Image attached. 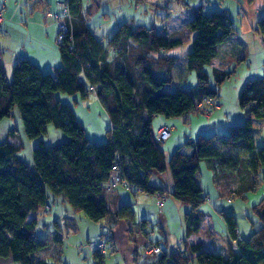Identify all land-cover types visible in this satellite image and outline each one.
Listing matches in <instances>:
<instances>
[{"label":"trees","instance_id":"trees-1","mask_svg":"<svg viewBox=\"0 0 264 264\" xmlns=\"http://www.w3.org/2000/svg\"><path fill=\"white\" fill-rule=\"evenodd\" d=\"M65 3L72 20L68 35L57 44L59 66L42 72L35 63L18 58L8 79L0 63V122L16 111L24 137L37 141L28 164L17 156L21 146L11 139L12 134L0 140V259L15 264H48L46 256L54 254L53 250L62 243L64 235L58 220L53 223L51 240L35 235L38 220L34 214L47 205L49 195L58 196L73 211H81L94 221L105 218L114 223L119 218H132L130 205L118 203L115 190L103 188L113 166L136 186L133 191L124 188L133 195L145 192L164 197L169 193L187 205L189 210L183 216L186 236L198 229L199 207L207 199L200 178V160L208 162L213 170H247L253 177L258 169H264V146L256 144L253 127V121H264V76L244 82L237 96L243 122L228 127L226 133L187 138L166 158L152 129L157 115L168 118L201 111L197 104L205 99L217 103L216 86L228 72L213 67V86L204 66L211 64L219 45L234 34L226 12L205 13L201 5L191 7V17L185 25L194 34L191 50L172 56L168 51L182 43L183 31L166 35L152 24L128 20L105 37L95 35L82 14L81 1ZM140 8L143 9L141 2H136L135 9ZM257 23L255 30L264 43V18ZM191 71L196 83L189 90L165 89L172 83L182 85ZM56 92L79 93L82 98L92 93L97 97L110 121L106 140L91 143L72 107ZM48 125L63 133L66 140L45 144L41 137ZM151 170L166 174L172 189L150 185ZM107 201L115 204L114 211L108 209ZM262 206L264 197L252 209L257 213ZM223 220L236 248L214 254L203 250L199 243H190L197 262L264 264V225L241 239L235 233L232 216H223ZM151 244L158 246L151 241L144 246ZM158 249L144 264L188 263L187 255L181 251ZM93 254L97 264H102V254L98 250Z\"/></svg>","mask_w":264,"mask_h":264},{"label":"rangeland","instance_id":"rangeland-1","mask_svg":"<svg viewBox=\"0 0 264 264\" xmlns=\"http://www.w3.org/2000/svg\"><path fill=\"white\" fill-rule=\"evenodd\" d=\"M207 1L202 0V3L206 4L205 9L208 7ZM174 2L175 0H169L167 9L159 8L157 15L160 17L169 9V12L175 11ZM242 2L243 7L232 11L229 16L236 35L222 42L223 45L219 47L215 59L210 65L204 66L209 82L213 86L216 85L211 71L213 67L228 72L224 80L216 86L218 99L217 97L215 99L218 106L216 105L210 114L202 111L188 112L187 114L194 116L192 125H188L181 117L185 115L168 117L171 122H174L173 135L184 136L180 143L187 138L193 139L197 135L210 136L215 132L226 133L228 127L242 123L243 113L237 103L239 91L245 81L264 76V67H262L264 43L261 42L255 30L258 26L257 22L264 18V0H242ZM146 7L147 15H149L148 4ZM135 15L136 17L143 16V9H135ZM159 17L154 16V21H160ZM147 18L145 23L150 25ZM93 20L92 24L100 29L97 32L94 28L98 35L105 37V33H111V22L103 26L96 21L98 18L94 17ZM183 35L182 43L170 49L169 55H180L191 50L193 32L187 33L184 29ZM5 74L8 79L11 78V71H6ZM195 83V74L191 71L182 85L172 83L165 89L174 90L180 87L189 90ZM56 96L72 107L91 143H102L106 140V131L110 127V121L104 106L97 97L92 93L82 98L79 93L68 95L61 92H56ZM163 118L166 119V117ZM156 124L157 120L154 117L152 120L154 132ZM209 125H215L216 128L213 129ZM253 126L255 127L256 144L264 146V122H255ZM18 127V114L13 111L8 120L1 121L0 139L5 133L8 134L11 131V139L22 148L27 139L18 134ZM41 139L45 144L50 143L45 135ZM173 143L174 140L160 143L166 158L180 144ZM34 144H37L36 140ZM26 151L27 146H24V151L20 154L21 158L25 157ZM199 164L202 169V187L207 199L199 207L201 221L198 229L188 236L185 234L183 216L189 207L175 200L169 193L165 194L163 205L159 208L156 194L137 192L133 195L130 191L118 186L115 192L119 203L130 205L132 218H119L114 223L105 218L97 221L91 220L83 212L73 211L64 201H59L58 196L49 195L44 208L49 212L52 206V212L59 219V231L63 233L64 238L59 249L56 250V247L53 250L54 254L46 256L47 263L97 264L93 252L98 250L102 254V264H144L154 256V254L148 255L145 251L146 246L144 245L147 241L157 244L161 252L181 251L188 257L187 264H199L194 253L189 249L190 243H199L203 250L214 254H225L228 247L236 248V241L227 235L223 216H232L236 225L235 233L241 239H247L255 229L264 225V212H262L264 206L257 213L252 209V206L264 197V169H258L253 177V173L247 170H213L207 166L205 160H200ZM148 182L155 187L166 188L169 191L172 189L168 176L156 170H151ZM106 204L111 212L114 211L113 202L107 201ZM49 230H53L52 234L55 232L53 227ZM36 231L37 235L42 234L41 229L37 227ZM99 243L100 247H98ZM0 264L15 263L0 259Z\"/></svg>","mask_w":264,"mask_h":264},{"label":"crops","instance_id":"crops-1","mask_svg":"<svg viewBox=\"0 0 264 264\" xmlns=\"http://www.w3.org/2000/svg\"><path fill=\"white\" fill-rule=\"evenodd\" d=\"M63 1L64 0H0V8L3 9L4 16L3 20L0 22V63L5 72L11 71L13 65L16 63L18 58H25L35 63L42 72H51L55 67L61 64L58 46L55 43L57 27L51 19L45 18V13L47 10L59 11L61 9V3ZM80 1L82 6V14L86 17V23L88 27L95 35H98L97 32L100 29L99 27H95L92 24V22L94 21V17L96 19L98 18V20L96 21H99L98 23L103 26L111 22V33L122 22L132 20L137 24L146 25V18L150 17L147 19H149L150 24L154 25L157 31L166 35H172L177 32H181L184 29L187 33L189 32L185 27V24L191 17V7L201 5L202 11L205 13L212 11H224L227 13L228 16H230V13L232 11H237L239 7H243L242 0H208L206 2L208 3L207 9H205L206 4L205 2L202 3V0H175L173 4V8L175 9V11L169 12V9L165 13H162V16L159 17L157 15V11L159 10V8L167 9V4L169 3V0ZM136 2H141L143 13L145 16L141 15L139 17H136ZM147 4L148 9H150L148 12L149 15H147V10L145 9L147 8ZM154 16H156V18L159 17L160 21H154ZM94 28L97 29V32ZM111 33L105 34L109 35ZM235 35L236 34H233L229 38H233ZM222 45L223 44L221 43L219 47ZM181 117L186 123H188V125H192L194 116L186 114L185 116ZM155 119L157 120L155 132L161 124L168 126H173L174 124L173 121L172 123L170 119H164L163 116L157 115L155 116ZM4 120L8 119L6 118ZM255 122L264 121L256 120L253 121V124ZM209 127L213 129L216 128L215 125H209ZM18 128V134L23 135L20 120ZM9 129L10 128H8V130ZM8 134L10 136V133ZM8 134L5 133V135L0 140H4L6 137H8ZM45 136L50 141V143L48 144H56L66 140V136L59 130L55 129L52 125L47 126ZM183 137L180 134L173 135V133L171 132V135L167 140H174L173 144H178L180 143V140H182ZM34 141L35 140H27V142L24 144V146H27V151L25 152L26 154L24 158L20 157L21 152L24 151V146H22V148H20L17 153V156L23 159L28 164H31L32 161L31 149L35 145ZM206 163L207 166L210 167L208 162ZM201 170V164H199L200 178L202 183L203 179ZM59 201H61L60 198ZM34 215L37 217L38 220V224L36 227L41 229L42 231V234L39 233L38 235L36 234V231L35 235L46 236L51 240L54 233L52 234L51 232L53 230H49V228L53 226L55 220L59 221L57 215H54V213L52 212V206H50L49 212L46 211V209L43 207L39 209Z\"/></svg>","mask_w":264,"mask_h":264},{"label":"built area","instance_id":"built-area-1","mask_svg":"<svg viewBox=\"0 0 264 264\" xmlns=\"http://www.w3.org/2000/svg\"><path fill=\"white\" fill-rule=\"evenodd\" d=\"M3 18V9L0 8V22L3 20ZM45 18L51 19L56 24L57 30L55 35V43H62L63 39L68 35V30L72 20V16L68 11L65 0L61 3V9L59 11L47 10L45 13ZM216 105L217 103L215 101L205 99L202 103L197 104V110H201L202 112L210 114ZM171 132L172 126L161 124L156 130L157 140L161 143L166 141L170 137ZM118 186L130 191H133L136 188L134 184H132L122 175L117 166H113L112 173L110 174L108 180L103 184V188H105L107 191H113ZM163 199L164 197H158L157 205L159 207L162 205ZM98 247H100V243L98 244ZM103 249L104 248H102V250ZM145 251L148 255H153L156 254L159 249L158 246L151 244L146 247Z\"/></svg>","mask_w":264,"mask_h":264},{"label":"water","instance_id":"water-1","mask_svg":"<svg viewBox=\"0 0 264 264\" xmlns=\"http://www.w3.org/2000/svg\"><path fill=\"white\" fill-rule=\"evenodd\" d=\"M262 212H264V207H262Z\"/></svg>","mask_w":264,"mask_h":264}]
</instances>
